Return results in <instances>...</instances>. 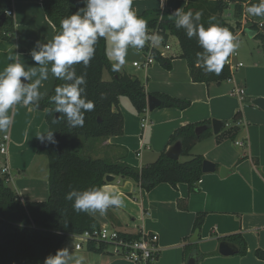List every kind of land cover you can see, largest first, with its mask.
Segmentation results:
<instances>
[{
    "label": "crops",
    "instance_id": "obj_1",
    "mask_svg": "<svg viewBox=\"0 0 264 264\" xmlns=\"http://www.w3.org/2000/svg\"><path fill=\"white\" fill-rule=\"evenodd\" d=\"M137 1L144 2L133 0V4ZM160 1L166 5V1L171 0ZM172 1L181 3L177 11L183 12L187 6V1ZM42 3L43 0H13L16 39L13 42L0 39V73L9 65L19 63L29 74V86L40 80L39 95L31 104L25 106L19 101L3 114L12 123L7 132H0V137H10L7 156L9 184L24 202H44L49 198V163L38 152L48 137L47 111L37 109L34 104L51 94L56 77L51 71L53 62L40 64L32 54H38L43 45L50 43L56 31L45 15ZM148 10L150 8H142L141 11ZM224 18L237 32L243 30L233 41L238 45L233 51L238 57L233 61L242 63L243 67L238 68L230 80L210 85L193 83L188 63L181 58L179 42L174 37L163 45L157 44L162 57L172 59L170 69L158 62L148 69L135 67L134 64L143 62L145 56L142 50L129 45L126 63L120 66L119 72L137 78L149 94L168 95L188 101L191 106L184 111L156 109L141 117L133 111L129 101L122 98L119 109L124 117L123 135L83 145L84 151L93 158L141 169L172 147L170 138L181 127L218 120L227 128L238 129L235 142L229 139L218 141L219 135L212 133L194 147L192 156H203L206 161L230 170L226 178L220 177L219 170L205 174L198 193H190L186 185H179L175 190L167 184L147 193L135 182L116 177L113 183L103 187L110 189L111 195L119 196L123 205H110L103 213L92 210L91 216L101 227L113 226L121 233L157 235L159 253L153 264H186L183 250L188 245L203 255H212L198 264H264L255 256L257 250H264V111L252 104L256 99H264V52L260 41L247 34L252 30L234 18L233 7ZM251 19L253 25L264 23V15H253ZM242 35L248 36L250 41L238 40ZM109 58L113 64L118 63ZM42 69L47 70L46 80L42 79ZM103 78L110 80L107 72ZM236 89L244 90L242 100L231 95ZM245 101L248 105L244 104ZM238 113L242 114V119L235 124L233 121ZM2 166L0 163V170ZM181 201L187 202V211L178 208ZM201 213L207 216L198 241L192 242L195 218ZM234 236L244 240V256L239 254L238 243L229 239ZM223 242L235 245L238 254L220 255L219 245ZM76 244V237L68 236L60 249L66 252L64 264H77V261L81 264L85 251L91 256L87 264H133L114 257L111 252L96 254L86 247L76 251Z\"/></svg>",
    "mask_w": 264,
    "mask_h": 264
},
{
    "label": "trees",
    "instance_id": "obj_2",
    "mask_svg": "<svg viewBox=\"0 0 264 264\" xmlns=\"http://www.w3.org/2000/svg\"><path fill=\"white\" fill-rule=\"evenodd\" d=\"M187 6L182 13L193 12L192 23L195 26L203 25L205 29L215 24L228 28L235 36L236 30L224 18L225 13L233 7L234 18L239 20L243 12V4L249 2L250 7L259 6L255 0H184ZM43 10L50 23L54 26L56 35L63 29L61 21L70 18L78 11L87 10V0H43ZM13 11V0H0V39L13 42L16 39V25L13 16L7 15ZM200 12L199 20L195 13ZM138 18L147 21L148 34L156 32L163 36L162 43L168 42L170 37L178 40L181 49V58L188 63L190 76L196 84H221L231 79L229 67L224 65L223 70L216 74L207 71L206 58L210 53L199 43V37L194 34L187 36V28L177 27L178 16L166 10L145 11ZM251 30L255 38L260 41L264 52V24L260 28L254 25ZM95 51L87 66L80 63L66 66L64 77L55 79L51 94L34 106L47 111L46 122L48 125L47 140L42 142L44 148L39 149V154L44 155L49 163V198L44 202H24L16 190L12 188L7 179L0 173V264H44L48 258H55L58 250L65 244L68 236H79L85 232L99 229V222L88 212H76L72 204L75 201L65 199V195L75 190L78 193L91 189H103L108 185L106 177L111 175L122 180H131L147 193L158 186L167 184L173 189L179 185H186L190 193H198L199 183L204 177L203 156H192L194 147L212 135L211 129L200 137L195 131L200 126H210L211 122L189 124L179 128L171 136L169 145L179 144L182 148V157H189L186 162L173 161L161 153L152 164L143 168H135L126 163L112 162L102 158H93L83 149V145L108 140L112 137L122 136L124 133V117L119 109L120 101L125 98L129 101L133 111L141 117L148 112V98L156 97L161 101L158 109H178L181 111L190 108L188 101L176 99L164 94H149L144 85L135 77L113 70V63L108 56L107 37L98 38L93 45ZM149 48L145 41L142 51ZM155 62L160 63L165 69L171 68L172 59H165L158 51L154 52ZM107 72L109 81L103 78ZM74 73L73 79L66 77ZM83 77L85 83L78 85L83 88L81 98L85 102L92 101L95 107L91 111L81 108L85 115L83 127L72 126L67 114L57 112L59 106L53 99L56 96L57 86L64 87L75 83L77 78ZM29 87V85H28ZM24 95L21 97L23 102ZM32 103V102H31ZM59 118V119H57ZM242 114L238 113L234 123L239 124ZM238 129L236 127L224 128L219 134L218 141L229 139L236 141ZM257 163V161H256ZM181 211H187L186 201L178 203ZM207 214H198L195 218L193 236L200 232ZM122 237L130 241H139L141 235L122 233ZM199 239V238H198ZM240 246L239 254H246V244L239 236L229 238ZM87 250L96 254L110 253V246L104 243L88 244ZM212 255H203L192 245L183 250L184 261L195 257L198 261ZM255 256L264 262V250H257ZM158 259V255L155 260ZM154 260V261H155ZM153 261V262H154ZM150 262L148 264H153Z\"/></svg>",
    "mask_w": 264,
    "mask_h": 264
},
{
    "label": "clouds",
    "instance_id": "obj_3",
    "mask_svg": "<svg viewBox=\"0 0 264 264\" xmlns=\"http://www.w3.org/2000/svg\"><path fill=\"white\" fill-rule=\"evenodd\" d=\"M78 11L70 18L61 21L63 29L61 34L53 37L52 41L43 45L42 50L37 54L33 53L34 60L40 64L48 61L52 63V74L61 78L64 77L66 66L80 63L88 65L95 51L93 45L98 42V38L108 37L112 47L108 53L118 63L114 64L113 70L118 71L120 66L126 63L127 49L129 45L142 48L146 40H153L159 44L163 40V36H146L147 21L138 18L133 10V0H87V10ZM253 15H264V3L259 6H253L248 9ZM179 17L177 27L184 26L187 28V36L192 37L197 34L199 43L210 53L206 58L207 71H214L219 74L227 62L230 55L238 47L233 43L236 37L228 28H222L218 25H211L207 29L203 25L194 27L192 23L193 12L175 13ZM200 12L195 13V19L199 20ZM42 79H47V70L42 69ZM19 63L9 65L3 73H0V132H7L12 121L3 114L7 112L13 105L21 100L23 94V104L25 106L39 95L37 88L40 80L29 87L21 84V77H28ZM74 73H69L66 79L72 80ZM83 77L77 78L74 84L64 87L57 86L55 89L56 96L53 97L57 101V112L67 114L72 126L83 127L85 123V115L81 112V108L91 111L95 104L92 101L85 102L81 98L83 88L78 85L84 84ZM59 119V118H57ZM49 137L52 133L48 134ZM110 189H91L78 193L75 190L68 192L65 199L75 201L72 204L76 212H88L99 210L105 212L110 205L122 206L123 201L119 196L111 195ZM65 251L58 250L55 258H48L44 264H64L63 257ZM80 264V261H77Z\"/></svg>",
    "mask_w": 264,
    "mask_h": 264
},
{
    "label": "built area",
    "instance_id": "obj_4",
    "mask_svg": "<svg viewBox=\"0 0 264 264\" xmlns=\"http://www.w3.org/2000/svg\"><path fill=\"white\" fill-rule=\"evenodd\" d=\"M255 1H258L259 3L264 2V0ZM249 8V2L243 4V12L240 20L246 28L251 29L254 26L251 19L253 14L248 12ZM7 15L13 16V11H9ZM263 24L264 23H259L257 25L262 28ZM241 31L243 32V30ZM241 31H236L235 37H237L238 34H241ZM156 35V32L147 34V36L149 37ZM146 43L148 44L149 48L146 51H143L145 56L144 61L141 63H135V67L148 69L155 63L154 52L158 51L157 43H155L151 39L146 40ZM160 43L163 45L162 41ZM162 55L163 54H161V56ZM237 57L238 54L236 52H233L226 62V65L229 67L232 76L238 68L243 67L242 63H235L233 61V59H236ZM231 95L242 100L241 97L244 95V90L236 89L231 93ZM9 143V135H3L0 137V163L3 164L0 173L2 176L8 177L10 174L9 167L7 165ZM237 145L242 146L241 143H237ZM7 181L9 182L10 178H8ZM75 237L77 239V244L75 246L76 251H81L84 247H86L87 249L88 244L91 243H104L110 246V252L114 257L123 258L132 262L133 264H148L150 262H153L159 253V249L157 246L159 237L157 235L141 234V239L139 241H130L123 238L122 233L113 226H102L99 229L85 232L84 234Z\"/></svg>",
    "mask_w": 264,
    "mask_h": 264
},
{
    "label": "water",
    "instance_id": "obj_5",
    "mask_svg": "<svg viewBox=\"0 0 264 264\" xmlns=\"http://www.w3.org/2000/svg\"><path fill=\"white\" fill-rule=\"evenodd\" d=\"M4 20H5V17H2L0 25L3 24ZM145 34L147 36L148 31H146ZM247 34L251 38L253 36H255V32H253V31H247ZM20 79H21L22 86L28 87V85H29L28 77L27 78L21 77ZM161 104H162L161 101L156 97L150 96L148 98V110L150 112L158 109L161 106ZM252 104L254 106H256L257 108H259L260 110L264 111V99L263 98H259V99L254 100L252 102ZM223 128H224V124L221 121L213 120L210 126H200L196 129L195 133H196L197 137H200L206 131L211 129V131L214 135H219ZM43 148H44V144L41 145V149H43ZM166 156L173 161H179L182 157L181 146L179 144H176V145L170 147L166 151ZM217 170H219V174H220L221 178H226L228 176V174L230 173V170H228L225 167H218V165H216L210 161L204 162V164H203V173L204 174H212V173L217 172ZM106 181L108 183H113L115 181V177L109 175L106 177ZM198 238H199V232L197 231L195 233V235L192 237L191 241L197 242ZM238 252L239 251L236 248V246L231 244V243L223 242L219 245V253H220V255H222L224 257L235 256L236 254H238ZM186 264H198V260L195 257H192L187 261Z\"/></svg>",
    "mask_w": 264,
    "mask_h": 264
},
{
    "label": "rangeland",
    "instance_id": "obj_6",
    "mask_svg": "<svg viewBox=\"0 0 264 264\" xmlns=\"http://www.w3.org/2000/svg\"><path fill=\"white\" fill-rule=\"evenodd\" d=\"M137 2H138L137 4L136 3L133 4V10L135 11L136 15H138L140 13L141 14L143 13L141 11L142 8H150V10H148V11H154V10L162 11V10H166V11H169V12H172V11L176 12L177 10H180V8H181V3H174L172 0L171 1H166V5H164V3H162L160 0H144V2H139V1H137ZM144 6H147V7H144ZM238 40H241V42H243V43H246V42L250 41L248 36H246V35H242L240 37V39H238ZM107 47H108V52H109L111 47H112V44L110 42V38H108V37H107ZM133 48L135 49L137 47L133 46ZM238 50H239V48H238ZM240 60L241 59H238V61H240ZM244 62H245L244 64H246L247 61H244ZM105 76H106L105 79L107 80V74H105ZM125 100H127V99H125ZM244 104L248 105V102L245 101ZM44 157H45V159H47L46 156H44ZM189 159H190L189 157L188 158L187 157H182L181 158V162H186ZM83 254H84V259H82L81 264H87V262L90 260V258H88V257H91V256H90V254H88L87 251L83 252Z\"/></svg>",
    "mask_w": 264,
    "mask_h": 264
}]
</instances>
